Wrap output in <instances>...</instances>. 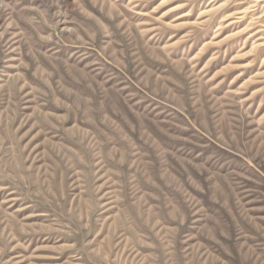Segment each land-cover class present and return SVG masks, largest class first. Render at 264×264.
<instances>
[{
	"label": "rangeland",
	"instance_id": "374dc122",
	"mask_svg": "<svg viewBox=\"0 0 264 264\" xmlns=\"http://www.w3.org/2000/svg\"><path fill=\"white\" fill-rule=\"evenodd\" d=\"M0 264H264V0H0Z\"/></svg>",
	"mask_w": 264,
	"mask_h": 264
},
{
	"label": "bare ground",
	"instance_id": "6f19581e",
	"mask_svg": "<svg viewBox=\"0 0 264 264\" xmlns=\"http://www.w3.org/2000/svg\"><path fill=\"white\" fill-rule=\"evenodd\" d=\"M9 234V233H8Z\"/></svg>",
	"mask_w": 264,
	"mask_h": 264
}]
</instances>
